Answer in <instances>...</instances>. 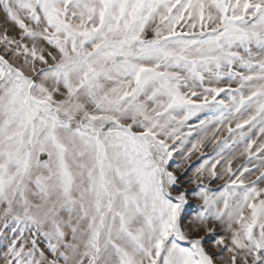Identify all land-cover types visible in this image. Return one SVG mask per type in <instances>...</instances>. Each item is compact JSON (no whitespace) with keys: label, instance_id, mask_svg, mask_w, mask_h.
<instances>
[{"label":"snow or ice","instance_id":"1","mask_svg":"<svg viewBox=\"0 0 264 264\" xmlns=\"http://www.w3.org/2000/svg\"><path fill=\"white\" fill-rule=\"evenodd\" d=\"M0 264H264V0H0Z\"/></svg>","mask_w":264,"mask_h":264},{"label":"rangeland","instance_id":"2","mask_svg":"<svg viewBox=\"0 0 264 264\" xmlns=\"http://www.w3.org/2000/svg\"><path fill=\"white\" fill-rule=\"evenodd\" d=\"M193 135L195 136L196 134L194 133ZM197 156H198V154L193 156V161H195L197 159Z\"/></svg>","mask_w":264,"mask_h":264}]
</instances>
